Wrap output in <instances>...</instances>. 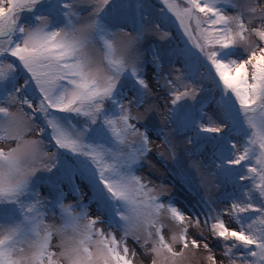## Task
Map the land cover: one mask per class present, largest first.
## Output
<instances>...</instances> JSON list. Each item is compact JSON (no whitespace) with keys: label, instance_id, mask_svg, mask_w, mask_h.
<instances>
[{"label":"snow or ice","instance_id":"6c2138e0","mask_svg":"<svg viewBox=\"0 0 264 264\" xmlns=\"http://www.w3.org/2000/svg\"><path fill=\"white\" fill-rule=\"evenodd\" d=\"M160 5L0 0V264H185L190 249L264 264V0ZM173 18L187 39L170 70L153 53L150 86L142 41H170ZM208 78L219 99H201ZM157 140L176 163L181 146L210 153L192 168L202 185H231L229 206L206 194L185 211L138 174ZM202 222L207 235L190 237Z\"/></svg>","mask_w":264,"mask_h":264},{"label":"rangeland","instance_id":"374dc122","mask_svg":"<svg viewBox=\"0 0 264 264\" xmlns=\"http://www.w3.org/2000/svg\"><path fill=\"white\" fill-rule=\"evenodd\" d=\"M160 3V0H158ZM150 2V1H149ZM151 3V2H150ZM152 4V3H151ZM153 5V4H152ZM158 10V6L154 5ZM173 27L176 30V33L179 34L182 43L184 44L186 41V37L183 36L182 30L178 26V22H175L174 18L170 21ZM129 30H131L129 26ZM126 36H121L119 40L122 42L126 40ZM177 40L172 34V38L170 41H161L158 39L157 35L149 31V33L145 36L142 41V49L145 56V59L148 61L147 63V77L149 79L150 86L155 83L153 80V76L155 75L153 69L156 67L152 64V56L153 53L156 52L162 58V64L165 70H170V60H171V49L177 46ZM182 44V46H183ZM176 67L180 65L178 63L175 64ZM214 72V70H213ZM201 73L207 77V71L205 69H201ZM215 96L216 99H219L217 89L215 87V83L212 79L208 78L205 80V92L202 94L201 99H206L210 101L211 98ZM161 104L164 103L163 100L160 101ZM191 103V102H190ZM161 116L157 113L152 121L149 123L148 127L151 132H153V139L155 140V129L152 128L153 124H160ZM167 130V129H166ZM159 146V141H156V145H154V151L150 155V159L148 162H145L143 169L138 173L145 177H150L156 183L163 182L166 185V190L169 191L173 197V199L180 205L185 211H191L193 205H197V202L201 200L202 196L206 194L211 196L213 200L216 201L217 209L227 208L229 206V201L226 200V195L228 192L232 191V188L227 186H215V185H202L200 182V173H198L194 168H192L193 160H201L204 164H208L210 156L208 152L204 155H192L189 157L188 155V146H181L178 149V157L180 163H176L170 159H161L156 156L155 149ZM205 172L207 170H203ZM185 176L187 179H185ZM212 178L209 177V180ZM38 186L43 195L47 196L48 191L50 190V186L44 180L38 182ZM67 191V185L64 186ZM83 187V185H82ZM84 190L87 192V188ZM87 199V197H85ZM65 203H75V200L72 196H68ZM199 207V205H197ZM95 214V212L93 213ZM226 223L229 224L230 227H236L235 222L229 220L228 217H225ZM48 223H60L59 214L55 217L49 216ZM166 224L170 225V222L165 221ZM204 231L205 235H207V231L204 229L203 222L201 223V227L199 229H190V237L193 232ZM168 228L165 229L166 238L169 235ZM213 245V251H215L218 257L222 256V253L217 246L216 241H210ZM139 251V249H138ZM206 253L203 250L197 251L190 249L186 256L185 264H207L205 260ZM135 264H141L140 259L135 261Z\"/></svg>","mask_w":264,"mask_h":264},{"label":"trees","instance_id":"16d2710c","mask_svg":"<svg viewBox=\"0 0 264 264\" xmlns=\"http://www.w3.org/2000/svg\"><path fill=\"white\" fill-rule=\"evenodd\" d=\"M149 1H150L153 5H156V6H158V7L161 6L158 0H149ZM165 27H166V30H169V31L173 34V36L175 37V39H176L177 42H178L177 45L179 44L180 46H182L183 43H182V41H181V38H180L179 34L176 33V30H175V28L173 27V25H172L170 22H168V23L165 25ZM207 156H210V153H208ZM228 187L231 188V185H229Z\"/></svg>","mask_w":264,"mask_h":264},{"label":"water","instance_id":"95a60500","mask_svg":"<svg viewBox=\"0 0 264 264\" xmlns=\"http://www.w3.org/2000/svg\"><path fill=\"white\" fill-rule=\"evenodd\" d=\"M213 71V70H212Z\"/></svg>","mask_w":264,"mask_h":264}]
</instances>
